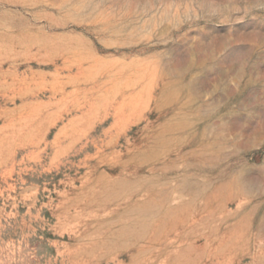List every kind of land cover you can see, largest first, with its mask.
<instances>
[{
	"label": "rangeland",
	"instance_id": "rangeland-1",
	"mask_svg": "<svg viewBox=\"0 0 264 264\" xmlns=\"http://www.w3.org/2000/svg\"><path fill=\"white\" fill-rule=\"evenodd\" d=\"M0 264H264V0H0Z\"/></svg>",
	"mask_w": 264,
	"mask_h": 264
}]
</instances>
